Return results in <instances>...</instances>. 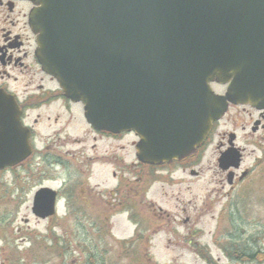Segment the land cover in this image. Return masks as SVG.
Wrapping results in <instances>:
<instances>
[{"label":"flooded vegetation","instance_id":"1","mask_svg":"<svg viewBox=\"0 0 264 264\" xmlns=\"http://www.w3.org/2000/svg\"><path fill=\"white\" fill-rule=\"evenodd\" d=\"M34 9L29 0H0V144L9 149L7 153H27L23 160L0 169V185L6 183L21 191L31 202V213L39 192L53 195L55 214L46 219L57 218L61 211L64 217L103 220L107 229H90L102 257L91 259L90 264H159L148 253L161 232L168 236L164 250L192 252L204 264H219L200 255L206 250L198 236L200 220L208 214L207 202L198 209L195 199L184 196L180 189L170 197L164 191L176 174L178 185L202 178L200 155L215 133L219 190L215 198L218 210L211 218L217 221L216 233L230 236L244 226L264 232L250 217L255 203L264 206V107L229 104L192 156L146 164L137 156L143 140L140 134L96 130L86 119L83 105L67 98L57 81L43 71L30 25ZM94 164L106 168L113 182L105 197L90 187ZM153 187L160 197L146 201ZM101 198L104 210L90 211ZM115 218L131 225L127 236L112 234L111 220ZM178 226L183 227L182 232ZM0 232L6 235L7 229L0 228ZM102 236L113 243L99 249ZM1 240L7 247L13 244V239ZM247 244L248 249L241 253L219 250L227 264L238 260L259 264L264 251L251 249L249 240ZM12 260L13 256L7 257L6 264ZM179 263L173 259L167 264Z\"/></svg>","mask_w":264,"mask_h":264},{"label":"water","instance_id":"2","mask_svg":"<svg viewBox=\"0 0 264 264\" xmlns=\"http://www.w3.org/2000/svg\"><path fill=\"white\" fill-rule=\"evenodd\" d=\"M29 1L43 71L96 130L140 134L146 164L192 155L229 104L264 107V0ZM8 150L0 169L27 155ZM32 213L53 216V195Z\"/></svg>","mask_w":264,"mask_h":264},{"label":"rangeland","instance_id":"3","mask_svg":"<svg viewBox=\"0 0 264 264\" xmlns=\"http://www.w3.org/2000/svg\"><path fill=\"white\" fill-rule=\"evenodd\" d=\"M212 89L222 94L225 91L224 86L212 84ZM215 133L211 136L208 144L200 155L202 162L201 168L203 169L202 178L196 181L191 178L189 184L178 185L176 183L179 174L174 176V180L165 186L164 191L169 197L176 195V191L180 189L183 191V195L195 199L196 207L199 209L203 201L207 202L208 214L200 220L199 228L202 230L198 236L199 243L206 248L213 261H219V264H227L222 252L219 248L227 249L229 252L245 251L247 248V241H250V248L257 251L259 248L264 251V232L257 228L250 230L244 226V230L238 229L233 234L216 233L217 221L211 218L218 210V205L215 204L216 192L219 190L218 179L219 176L216 173L215 168ZM94 164L92 168V176L90 178V187L99 192L102 197L106 196L107 191L112 188L113 182L111 180L109 172L106 168L96 166ZM107 171V173H106ZM101 176V177H100ZM104 176V177H102ZM96 184L101 186L96 187ZM190 187V191L185 192L186 187ZM185 192V194H184ZM160 197V194L156 192V189L151 188L146 194L145 200L156 201ZM185 199V197H184ZM102 198L95 200L96 208L90 209L92 212L104 210L102 204ZM185 201H187L185 199ZM253 214L250 217L254 218V221L259 224L261 228H264V206L255 203ZM121 218H115L111 220L112 234L116 237H124L129 234L131 225ZM98 222L101 224V220L81 219L74 217H64L63 214H58L57 218H50L46 220H39L35 218L31 213V202L27 199L21 191L14 189L12 186L6 183L0 185V228L7 229L4 235L0 232V264H6L7 257H12L13 260L9 264H83V257L80 250L76 248L78 241H87L90 244V229L96 227ZM241 224L240 221H238ZM255 227L256 224L254 223ZM100 226V225H99ZM97 226V227H99ZM179 227V226H178ZM183 227H179L182 232ZM64 237L65 241L72 240L71 254L66 258H58L54 254L55 248L52 245L54 242L62 241ZM167 235L163 232L160 235L155 236L152 246L154 250L149 251L148 255L159 264H167L173 259L179 260V264H204L201 262V258L196 256L195 253L180 250L166 251L163 245L167 239ZM7 238L13 239V244H7L1 239ZM165 239V241H164ZM227 239L230 242H227ZM98 247L100 249L105 243L112 244L107 236H102L99 240ZM52 246V247H51ZM238 248V249H236ZM222 250V249H221ZM236 250V251H234ZM223 251V250H222ZM117 255V253H116ZM259 264H264V257H259ZM107 260H111L110 257H106ZM230 264H246L238 260V263ZM257 264V263H255Z\"/></svg>","mask_w":264,"mask_h":264},{"label":"trees","instance_id":"4","mask_svg":"<svg viewBox=\"0 0 264 264\" xmlns=\"http://www.w3.org/2000/svg\"><path fill=\"white\" fill-rule=\"evenodd\" d=\"M101 228H105V224L104 222L99 226ZM90 236V244H87V241H78L76 244V248L78 250H80L81 252V256L83 257V264H90V260L93 258H99L101 259L102 257L99 256V253H97V246L92 242V236L91 234L88 235V237ZM71 244H72V240H68L65 241L64 237L62 239V241L60 242H54V244L51 246L53 249L55 248L54 254L56 256H58V258H61V260L64 258L66 259L70 254H71ZM239 253H241L242 251L238 250ZM232 253V252H230ZM201 256H205L206 253H204V251L200 252ZM207 259L211 260L210 256H208L207 254ZM61 264H65L64 262H62Z\"/></svg>","mask_w":264,"mask_h":264}]
</instances>
